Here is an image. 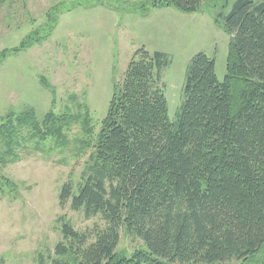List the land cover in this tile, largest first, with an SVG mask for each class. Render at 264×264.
I'll use <instances>...</instances> for the list:
<instances>
[{
  "label": "trees",
  "instance_id": "trees-1",
  "mask_svg": "<svg viewBox=\"0 0 264 264\" xmlns=\"http://www.w3.org/2000/svg\"><path fill=\"white\" fill-rule=\"evenodd\" d=\"M213 0H151L153 7L199 11ZM224 9L229 0H221ZM229 33L226 74L205 52L187 65L178 123L169 120L162 69L165 52L138 48L113 86L106 116L89 137L90 153L74 185H61L58 205L99 216L104 225L77 230L58 217L60 239L36 264H229L264 244V0H235L215 14ZM88 115L32 111L0 123V166L15 158L19 137L63 146ZM1 182L14 183L0 174ZM143 247L117 250L120 230Z\"/></svg>",
  "mask_w": 264,
  "mask_h": 264
},
{
  "label": "rangeland",
  "instance_id": "rangeland-1",
  "mask_svg": "<svg viewBox=\"0 0 264 264\" xmlns=\"http://www.w3.org/2000/svg\"><path fill=\"white\" fill-rule=\"evenodd\" d=\"M234 1L224 9L213 0L184 12L153 7L151 0H0V123L8 114L32 111L41 120L52 111L87 114L92 127L88 136L74 125L63 146L51 138H18L15 158L0 166L14 183L0 184V264H36L60 239L61 215L77 230L104 225L69 203L60 208L58 194L68 179L76 191L90 153L82 140L97 134L114 84L138 48L167 53L161 80L169 120L177 125L190 58L205 52L214 58L218 80L225 77L230 35L214 19ZM141 247L121 228L117 250L129 255ZM229 264H264V244Z\"/></svg>",
  "mask_w": 264,
  "mask_h": 264
}]
</instances>
